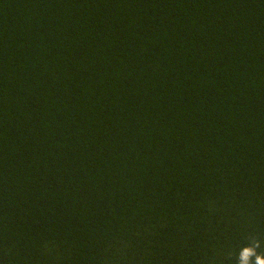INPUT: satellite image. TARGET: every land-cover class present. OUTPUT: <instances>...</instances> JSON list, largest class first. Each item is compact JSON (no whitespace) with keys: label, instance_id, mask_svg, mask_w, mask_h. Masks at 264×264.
Wrapping results in <instances>:
<instances>
[{"label":"trees","instance_id":"obj_1","mask_svg":"<svg viewBox=\"0 0 264 264\" xmlns=\"http://www.w3.org/2000/svg\"><path fill=\"white\" fill-rule=\"evenodd\" d=\"M0 264H264V0H0Z\"/></svg>","mask_w":264,"mask_h":264}]
</instances>
